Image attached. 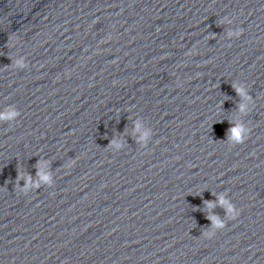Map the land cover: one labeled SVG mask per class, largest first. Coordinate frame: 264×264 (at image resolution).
I'll return each mask as SVG.
<instances>
[{
  "label": "water",
  "instance_id": "obj_1",
  "mask_svg": "<svg viewBox=\"0 0 264 264\" xmlns=\"http://www.w3.org/2000/svg\"><path fill=\"white\" fill-rule=\"evenodd\" d=\"M10 108L0 264H264V0H0Z\"/></svg>",
  "mask_w": 264,
  "mask_h": 264
},
{
  "label": "clouds",
  "instance_id": "obj_2",
  "mask_svg": "<svg viewBox=\"0 0 264 264\" xmlns=\"http://www.w3.org/2000/svg\"><path fill=\"white\" fill-rule=\"evenodd\" d=\"M233 19H230L229 17L225 18V22L227 23H231ZM243 34V29L237 28V30L235 32H230L229 35L230 36H235L237 38H239L241 35ZM189 54H193V53H189ZM16 65L18 67H25V60L24 58H21L19 60L16 61ZM233 87L236 90L237 95L239 96H244V90L236 87L235 85H233ZM250 99H253L252 97H249ZM246 110V106L245 104L241 103L239 105V111L244 112ZM20 113L18 112V110L16 109H8L7 111L0 113V120H4V121H8L14 117L19 116ZM230 123H233L230 121ZM251 129L247 126V125H233V127L229 128V140L231 141V143L229 145L231 146H235V145H239V144H243L246 139L248 138L249 134H250ZM75 164V160H72L71 162H69L67 165H65V167L71 168L73 165ZM37 175L40 176V178L44 181H48L49 177L47 175H44L41 170H40V162L37 161ZM21 179L26 180L27 182V186H23L21 187L19 185V181ZM32 177L31 174H28L27 176H22L19 172L17 174L16 177V184L15 187L16 189L19 190L20 193L23 194H27L29 192V188H38L39 187V182H37L36 184H32ZM219 203L221 205H225L227 206L228 209V220H234L237 217H239L240 215V210H238L235 205L233 203H229V201L225 200L223 196H221L219 198ZM207 207H214L215 203L213 201H208L207 202ZM208 219H213L212 217H209ZM226 227V224H220L219 222H217V227L215 229H213L212 231H206L203 236L205 238H212L217 230H222Z\"/></svg>",
  "mask_w": 264,
  "mask_h": 264
}]
</instances>
